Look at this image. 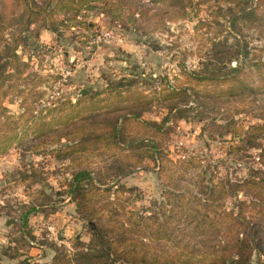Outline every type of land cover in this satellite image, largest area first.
<instances>
[{
  "label": "trees",
  "instance_id": "trees-1",
  "mask_svg": "<svg viewBox=\"0 0 264 264\" xmlns=\"http://www.w3.org/2000/svg\"><path fill=\"white\" fill-rule=\"evenodd\" d=\"M142 1L0 0V157L20 145L34 154L49 151L55 160L78 165L79 170L61 183L62 193L75 203L81 218L88 221L92 239L74 244L73 254H68L64 245L56 247L52 264H252L253 251L264 254V146L256 144L264 134V124L246 128L229 121L217 125L220 136H231L232 140L260 149L261 166L251 167L248 177L239 179L218 177L210 160L188 151L172 158L163 147L167 139L157 137L168 122V114L161 122L142 118L156 102L165 104L172 114L179 111L178 118L182 119L180 105L203 96L245 99L264 95V60L250 58L245 63L250 55L245 44H240L238 50L243 61L230 73H185L182 86L162 83L147 91L139 86H144V82L135 75L136 78L110 81L76 102L63 100L38 115L34 114L36 99L28 101L25 97L21 102L24 109L19 114H11L4 104L10 94L24 91L20 89L21 82L28 84L24 74L29 64L17 52L21 35L36 24L55 30L56 15L64 16L59 20L64 25L74 21L90 29L94 24L79 22L78 16L96 4H101L113 20L125 18L136 27L142 24L140 20H149L151 11L165 22L169 18H186L188 9L201 5L230 3L233 6L226 12L264 33V0ZM10 18L18 29L13 42L4 45ZM261 118L264 120V113ZM129 121L148 128L136 137L129 131ZM147 161L165 181L163 198L154 199L150 208L139 209L134 207L131 195L137 196V188H113L106 176L108 180L128 176L138 168L146 169ZM93 164L97 166L91 169ZM29 170L19 172L20 180L42 175L33 165ZM241 193L248 199L238 198L237 208L228 209L227 200ZM43 204L27 210L24 220L38 209L43 211ZM0 264L4 263L0 260ZM16 264L43 263L25 257Z\"/></svg>",
  "mask_w": 264,
  "mask_h": 264
},
{
  "label": "rangeland",
  "instance_id": "rangeland-1",
  "mask_svg": "<svg viewBox=\"0 0 264 264\" xmlns=\"http://www.w3.org/2000/svg\"><path fill=\"white\" fill-rule=\"evenodd\" d=\"M230 6L233 4L201 5L188 9L190 13L186 18H169L164 19L165 22L154 17L155 11H151L149 20H140L142 24L134 27V23L129 24L125 18L124 21L113 20L101 4H96L78 16L79 22L94 24L90 29L74 21L66 25L60 23L63 15L55 16V30L32 25L21 35L17 50L22 60L29 64L24 74L28 76V84L21 82L20 89L24 91L10 94L4 104L11 114H19L24 109L21 102L25 97L28 101L36 99L33 106L34 114L38 115L41 110L63 100L76 102L79 97L93 94L92 90L101 89L110 81L135 75L144 82V86L141 83L139 86L147 91L162 83L182 86L185 73H230L244 59L238 52L240 44H245L250 51L245 63L250 58L264 60V33L255 25L232 17L226 12ZM12 19L4 33V45L13 42L18 29L13 26ZM64 75L67 81L63 83L62 96L56 104L49 105L48 94L60 86ZM83 90H86L85 94ZM164 106L156 102L142 118L161 122L168 114V122L157 137L167 139L163 141V147L171 152L172 158L188 151L210 160L218 177L239 179L248 177L251 167L261 166L260 149L232 140L231 136H220L217 125L229 121L241 123L246 128L264 124L261 118L263 94L245 99L203 96L198 101L194 99L187 105H180L182 119L178 118L179 111L172 114ZM128 128L140 137L148 126L129 121ZM256 144L264 146V134ZM26 148L15 145L0 157V260L4 264H16L29 257L52 264L56 247L64 245L68 254H73L76 251L74 244L88 243L92 239L88 221L81 218L69 196L62 193L61 183H66L79 169L77 164L72 166L69 161L55 160L49 151L34 154ZM31 165L42 172L41 177L20 180L19 172L31 169ZM94 165L90 168H96ZM145 165L146 169L138 168L128 176L109 180L106 176L108 185L113 188L119 185L137 188V196L131 195L134 207L139 209L150 208L154 199L163 198L164 191L165 181L157 168L149 161ZM238 198L248 199L243 193L230 197L227 208H237ZM40 203H45L40 207L44 210L38 209L24 220L27 210ZM50 225L54 226L53 231L48 229ZM251 262L264 264V254L253 251Z\"/></svg>",
  "mask_w": 264,
  "mask_h": 264
},
{
  "label": "built area",
  "instance_id": "built-area-1",
  "mask_svg": "<svg viewBox=\"0 0 264 264\" xmlns=\"http://www.w3.org/2000/svg\"><path fill=\"white\" fill-rule=\"evenodd\" d=\"M67 81L66 75H64V78L62 80V82L60 83V86H56L51 92L50 94H48V98H49V105H54L56 104L55 102L57 100H59L62 96L63 93V83ZM49 230L53 231L54 230V226H49L48 227Z\"/></svg>",
  "mask_w": 264,
  "mask_h": 264
},
{
  "label": "water",
  "instance_id": "water-1",
  "mask_svg": "<svg viewBox=\"0 0 264 264\" xmlns=\"http://www.w3.org/2000/svg\"><path fill=\"white\" fill-rule=\"evenodd\" d=\"M84 92H83V94H85L86 93V90H83Z\"/></svg>",
  "mask_w": 264,
  "mask_h": 264
}]
</instances>
